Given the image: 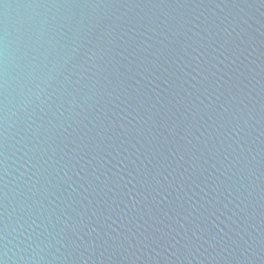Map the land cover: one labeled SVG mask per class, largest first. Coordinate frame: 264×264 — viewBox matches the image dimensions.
Wrapping results in <instances>:
<instances>
[{"label":"water","instance_id":"water-1","mask_svg":"<svg viewBox=\"0 0 264 264\" xmlns=\"http://www.w3.org/2000/svg\"><path fill=\"white\" fill-rule=\"evenodd\" d=\"M0 264H264V0H0Z\"/></svg>","mask_w":264,"mask_h":264}]
</instances>
